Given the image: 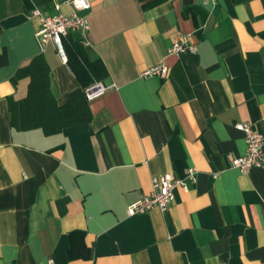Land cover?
I'll return each mask as SVG.
<instances>
[{
	"label": "crops",
	"instance_id": "obj_1",
	"mask_svg": "<svg viewBox=\"0 0 264 264\" xmlns=\"http://www.w3.org/2000/svg\"><path fill=\"white\" fill-rule=\"evenodd\" d=\"M89 3L0 0V264H264V167L227 158L246 150L235 123L264 136V0ZM32 7L87 17L110 87L85 98L88 122L51 135L10 123L29 82L13 78L39 54L58 105L83 92L55 46L41 50ZM181 36L194 53L168 52ZM155 66L167 75L141 76ZM190 168L166 211L127 214L153 177Z\"/></svg>",
	"mask_w": 264,
	"mask_h": 264
},
{
	"label": "built area",
	"instance_id": "obj_2",
	"mask_svg": "<svg viewBox=\"0 0 264 264\" xmlns=\"http://www.w3.org/2000/svg\"><path fill=\"white\" fill-rule=\"evenodd\" d=\"M68 3L75 10H90L89 0H68ZM55 9L58 11L59 6H55ZM30 13L33 17L39 19V27L35 32V38L39 42L41 50L47 44L52 43L62 60L66 61L62 39L69 33L75 32L81 34V44L84 47H88L89 44L86 40V34L89 32L90 26L86 16H81L77 13L66 16L59 12L55 15H51L37 7H32ZM195 51V46L187 43L186 36H181L172 44L168 52L170 54H179L184 52L194 53ZM167 71V68L164 66H155L145 70L141 76L164 77L167 75ZM108 88L110 87L104 86L101 82H95L84 89V94L87 99H92L101 95ZM261 121L264 125V117ZM234 128L244 134L246 150L245 154L240 157L228 155L229 166L241 173L252 168L264 167V136L255 131L248 122L235 123ZM185 181L195 183L194 169H186L183 178H176L171 174L153 177L151 179V193L144 195L129 204L127 206V214H142L152 209H158L160 212L166 211L173 203L174 190L178 187H181L184 190L187 189ZM50 264H52V262H50Z\"/></svg>",
	"mask_w": 264,
	"mask_h": 264
},
{
	"label": "trees",
	"instance_id": "obj_3",
	"mask_svg": "<svg viewBox=\"0 0 264 264\" xmlns=\"http://www.w3.org/2000/svg\"><path fill=\"white\" fill-rule=\"evenodd\" d=\"M42 3L44 0H31ZM31 4V3H30ZM27 5L30 7L28 1ZM66 64L82 88V93L63 105H58L49 89V67L39 54L18 69L13 79L28 77L27 94L21 100L9 102L11 127L16 130L40 128L44 134L59 133L63 128L89 121L84 89L106 77V70L98 60H91L88 50L69 33L62 39Z\"/></svg>",
	"mask_w": 264,
	"mask_h": 264
}]
</instances>
